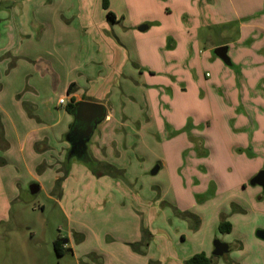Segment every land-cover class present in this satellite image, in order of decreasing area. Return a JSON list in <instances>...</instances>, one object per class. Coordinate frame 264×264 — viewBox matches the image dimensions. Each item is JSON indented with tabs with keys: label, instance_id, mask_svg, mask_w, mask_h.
I'll return each instance as SVG.
<instances>
[{
	"label": "rangeland",
	"instance_id": "obj_1",
	"mask_svg": "<svg viewBox=\"0 0 264 264\" xmlns=\"http://www.w3.org/2000/svg\"><path fill=\"white\" fill-rule=\"evenodd\" d=\"M84 1H88L91 18L105 19L107 12L101 8L102 0H0V29H5L7 25L9 34L21 31L38 33L35 28L28 30L32 19H80L77 7ZM229 1L228 25H220L217 19L210 30L199 28L192 32L186 19V16L192 17L191 13L196 15L191 10V0H106L107 11L117 18L125 19L126 23L128 19L137 22L145 19V25L150 27L141 34L143 43L139 44L143 50L141 66L144 68L151 67L160 72L161 65L167 61L165 53L172 47L175 48L172 64H179L181 55L188 49L182 35L187 36L188 32L196 38V58L190 69L184 71L182 81L166 86L162 80L151 81L146 85L141 83V87L131 91L138 103L134 109H139L142 121L151 120V127L145 131L144 144H138L139 139L131 136L132 144H137L134 152H121L126 158L130 153V158L134 159L132 162L128 160L130 173L126 178L113 175L123 184L129 178L136 179L130 190L133 193L137 190L138 194L141 186V194L150 198L148 202L153 207V228L160 230L150 235L148 213L144 209L135 212L132 201L127 199L120 203L115 198L110 191L119 183H116L117 179H112V173L105 175L111 179L105 183L109 191H104L99 187L98 168L89 159L83 162L81 157L69 155L70 159L63 163V167L54 161L52 167L34 168L28 151L24 154L18 152L17 138L9 136L8 153L4 157L2 152L0 158V264H180V258L203 248L209 253L211 264H264L263 241L258 239L257 244L251 243L248 238L243 244L235 241L251 231L255 235L257 230H264V217L260 220L259 216H253L251 210L254 209L248 206L247 213H241L242 217L232 215V219L226 222L231 226L228 234L219 232L211 223L213 207L217 204L210 199L213 187L209 182L205 184L208 178H215V185L221 186L223 197L231 194L246 199L243 185L234 190L235 186L252 176L254 170L256 175L259 172L256 168L261 164L264 167V159L255 161L256 155L250 153L248 147L231 150L224 132H219L226 125L222 115L224 106L212 89L214 84L209 85V82L215 81L219 85L229 77L235 78L239 70V67L228 68L217 59L213 54L214 47L225 43L233 49L238 48L235 44L238 43L239 25L256 22L255 18L264 12V0ZM234 11L242 19L235 20ZM31 49L32 45L26 52L28 55H31ZM153 49L157 51L156 57L152 55ZM204 53L211 55L212 60L205 58ZM217 63L223 69L227 66L224 77L219 75L221 71ZM206 73L211 79H205ZM155 78H161V75ZM205 80L207 83L204 84ZM146 96L151 99L148 103L144 101ZM161 96L163 98L159 99ZM5 111L12 115V120L8 122L12 121L21 133L32 129L20 124L13 117L10 107ZM167 115L173 122L169 118L170 123L166 121ZM0 117L3 118V115ZM144 122L147 123V120ZM191 129L199 136L191 137ZM54 131L58 132L59 128ZM172 131H175L174 135ZM213 133L221 139L219 144L209 141V138H215ZM172 136H177L183 147L187 145L185 150L175 151L179 143H168ZM199 141H204L205 150H202ZM61 143L55 142L47 150L43 141L38 146V152L47 161L57 159ZM90 145V142L87 143V157ZM72 165L82 171L87 169L94 179L87 182L76 176L70 179L68 185L62 186ZM155 167L158 171L152 175ZM51 173L61 176L60 180L53 183ZM35 176L39 178L42 189L31 195L29 186L35 184ZM245 183L250 187V180ZM198 185H205V192L199 195L195 192ZM54 196H59V200ZM200 218H203L202 225ZM218 220L221 224L225 217L221 215ZM200 225L202 231L197 234ZM216 240L229 247V252L222 257L212 256ZM163 241L167 243L168 251L158 249ZM54 243L61 248L60 255L55 253ZM149 244L150 250L147 249Z\"/></svg>",
	"mask_w": 264,
	"mask_h": 264
},
{
	"label": "crops",
	"instance_id": "obj_2",
	"mask_svg": "<svg viewBox=\"0 0 264 264\" xmlns=\"http://www.w3.org/2000/svg\"><path fill=\"white\" fill-rule=\"evenodd\" d=\"M190 3L193 5L191 10L196 13V15L191 13L192 17L186 16L187 27L192 32L199 28L210 30L213 27L212 23L217 19L221 22L220 25L226 26L227 8L228 4H231L229 0H191ZM77 8L80 19H32L28 30L31 31L32 28H35L38 33L21 31L9 34L7 25L5 29H0V113H2L0 115H3V118L0 117V158L2 152L4 157L8 153L9 136H14L15 139L17 138L18 152L24 154L28 151L27 153L30 154L32 167H52L54 161L63 167V163L67 162L68 158L70 159L68 135L75 120L71 113L66 112V106L71 101H73L74 108L80 103L97 104L103 107L105 119L96 127L89 140L91 145L88 156L90 163L98 168L99 187L105 191L108 187V184L105 183L111 179L108 176L105 177L108 172L112 173V179H114L113 175H123V178H126V175L131 171L127 167L128 160L132 162L134 159L130 158V153L127 158L121 154L122 151L125 153L134 152L137 144H132L131 136L139 139L137 142L142 145L146 139L145 131L151 127V120L146 119L147 123L144 122L146 120L142 121L141 112L139 109L137 111L134 109L138 103L133 98L131 91L141 87L139 86L141 83L146 85L151 81L162 80L165 82V86L173 82L178 83L179 80L182 81L184 71L190 69L196 58L197 50L194 48L196 38L189 35L188 32H186L187 36L182 35L188 49L185 54L181 55L180 61L178 60L179 64H172L173 60L171 59L175 51V48L172 47L165 53L166 64H162L160 72H157L151 67L141 66L143 52L139 46L143 43L141 34L149 30L150 27L147 26V30L144 32H139L138 28L146 24L145 19L139 20V22L128 19V23H126L125 19L117 18L114 15V23L109 24L106 19L90 17L91 9L88 1L79 3ZM257 9L261 10V8ZM249 15L250 13L246 16ZM233 17L235 20L242 19L237 11H234ZM255 19H257L256 22L239 25L238 43L235 44L238 48L233 49L231 45L225 43L214 47V50L218 47H227L228 63L225 64L228 68L239 67V70L235 78L234 76L229 77L219 85L215 81L209 82V85H211L210 83L214 84L212 89L219 95L217 98L224 106L222 115L226 125L225 129L219 132H224L231 150L248 147L250 153L256 155L255 161H259V158L264 159V12L263 15ZM23 20L22 22L25 24ZM182 30H184L183 27ZM242 42L244 43L241 44ZM31 45V55H28L27 50H30ZM156 54L157 51L153 49V57H156ZM204 55L208 60H212L208 53H204ZM136 57L137 60H135ZM217 64L221 71L219 75L223 77L227 75L225 73L227 66H224L226 69H223L220 63ZM156 75H161V78H155ZM204 77L211 79L208 73L204 74ZM205 83L207 80L204 81ZM63 98L65 104L59 105V100ZM146 98L145 103L150 102L151 99L147 96ZM162 98L161 96L159 99ZM7 107L13 110V117L20 124L27 125L32 129L21 133V130L19 131L12 121L8 122L12 120V115L5 111ZM168 116L165 119L170 123ZM169 119L173 122V119ZM137 120L140 121L137 123ZM62 124L63 126H61ZM55 128H59V131H54ZM174 134L175 131H172V135ZM213 134L215 138H209V141L212 144H219L221 139L215 133ZM189 135L191 137L199 136L193 129L189 131ZM124 137L126 142L125 139L122 140ZM178 140L177 136H172L168 143H179V146L175 147L176 152L185 150L187 145L183 147L181 140ZM43 141L47 144V150L49 145L62 142L57 159L50 158L47 161L43 158V154L38 152L40 151L38 146ZM121 141L123 142L121 143ZM199 142H201L202 150H205L204 141ZM10 146L12 147L11 142ZM87 152L86 145V154ZM42 161L44 162L41 163ZM74 166L70 167L69 174L62 186L68 185L70 179L76 178V176H81L87 182L94 179L87 169L82 171L78 169L79 167ZM262 170H264L262 164L256 168V171ZM254 173H256L255 170L253 175ZM253 175L246 178L245 181L251 180ZM50 176L53 183L58 182L57 180H60L61 177L52 173ZM115 179H117L116 183L120 184L110 191L115 198L120 203L127 199L132 201L131 204L134 206L132 210L135 212L144 209L149 214H147V219L150 222L148 224L150 235L159 231L160 229L155 231L153 228L154 212L151 203L148 202L150 198L141 194V186L138 194H136L137 190H134V193L130 190V186L136 184V179L129 178L126 184L120 182L118 178ZM245 181L238 182L234 190L238 189L240 184L243 185L246 199L231 194L223 197L221 186L215 185V178H208L206 181L205 184L209 182L213 187L211 201H217L213 207L211 219V223H214L215 227L218 228L220 224L219 216L223 215L224 222H228L232 219V215L242 217L241 213L245 212L248 206L254 209L251 210L253 216L256 215L260 217V220L263 219L264 192L258 186L250 185L248 187ZM103 182L104 185H102ZM35 184L39 186L40 190L42 189L40 180L36 176ZM195 189L197 195L202 194L205 192V185L203 187L198 185ZM58 197L54 196V199L59 200ZM200 219L202 225L203 218ZM201 225L197 234L202 231ZM181 238L183 239L184 236L181 235ZM246 238L251 243L257 244L255 242L258 239L253 235V231L244 238L235 241L243 244ZM161 243H159L158 249L168 251L167 243L165 241ZM126 249L129 252V248ZM147 249H151V244L147 246ZM200 253L209 256V253H206L203 248L190 256L180 258L179 263L185 264L189 258ZM150 259L153 258L150 257Z\"/></svg>",
	"mask_w": 264,
	"mask_h": 264
},
{
	"label": "water",
	"instance_id": "obj_3",
	"mask_svg": "<svg viewBox=\"0 0 264 264\" xmlns=\"http://www.w3.org/2000/svg\"><path fill=\"white\" fill-rule=\"evenodd\" d=\"M147 30V26L143 25L138 28L139 32ZM213 54L222 62L228 63L227 47H218L213 51ZM74 117V123L68 135V141L71 145L69 152L70 156L83 157L86 154V145L91 139V136L96 127L105 119V111L103 107L92 103H80L71 112ZM73 140V143L72 141ZM77 151V153H76ZM158 167L151 172L155 175ZM251 186H258L264 192V170L257 173L251 180ZM40 188L37 184L29 186L31 195L39 192ZM255 237L264 242V230H257ZM66 242H64L65 244ZM229 252L228 245L216 240L213 242V257H222Z\"/></svg>",
	"mask_w": 264,
	"mask_h": 264
},
{
	"label": "trees",
	"instance_id": "obj_4",
	"mask_svg": "<svg viewBox=\"0 0 264 264\" xmlns=\"http://www.w3.org/2000/svg\"><path fill=\"white\" fill-rule=\"evenodd\" d=\"M101 7L104 11H106L107 13L105 14V19L106 21L109 23V24H112L114 23V15L107 11V3H106V0H102V3H101ZM74 109V105H73V101H71V103H69L67 106H66V112L67 113H71L72 110ZM81 159L83 160V162H87L88 159L90 160L89 157H87V155L85 154L83 157H81ZM218 230L219 232L223 233V234H228L231 230V226L230 224L226 223V222H223L221 223L219 226H218ZM53 248H54V251L57 255H60L61 254V250L59 249L58 247V244L57 243H54L53 244ZM185 264H211V258H208L204 253H200V254H197V255H194L192 256L191 258H189Z\"/></svg>",
	"mask_w": 264,
	"mask_h": 264
},
{
	"label": "built area",
	"instance_id": "obj_5",
	"mask_svg": "<svg viewBox=\"0 0 264 264\" xmlns=\"http://www.w3.org/2000/svg\"><path fill=\"white\" fill-rule=\"evenodd\" d=\"M65 104V99L63 98V99H60L59 100V105H64Z\"/></svg>",
	"mask_w": 264,
	"mask_h": 264
},
{
	"label": "flooded vegetation",
	"instance_id": "obj_6",
	"mask_svg": "<svg viewBox=\"0 0 264 264\" xmlns=\"http://www.w3.org/2000/svg\"><path fill=\"white\" fill-rule=\"evenodd\" d=\"M72 141V143H73V140H71ZM70 144V143H69ZM70 149H71V145H70ZM76 153H77V151H76ZM60 250H61V248H59Z\"/></svg>",
	"mask_w": 264,
	"mask_h": 264
}]
</instances>
